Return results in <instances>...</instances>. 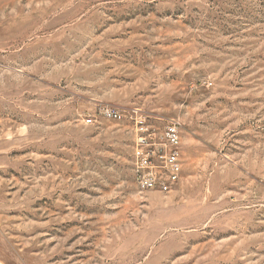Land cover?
<instances>
[{
    "label": "rangeland",
    "instance_id": "rangeland-1",
    "mask_svg": "<svg viewBox=\"0 0 264 264\" xmlns=\"http://www.w3.org/2000/svg\"><path fill=\"white\" fill-rule=\"evenodd\" d=\"M0 264H264V0H0Z\"/></svg>",
    "mask_w": 264,
    "mask_h": 264
},
{
    "label": "built area",
    "instance_id": "built-area-1",
    "mask_svg": "<svg viewBox=\"0 0 264 264\" xmlns=\"http://www.w3.org/2000/svg\"><path fill=\"white\" fill-rule=\"evenodd\" d=\"M106 112L115 119L123 116L115 108L107 109ZM136 128L138 138L133 160L139 188L164 193L171 191L178 184L183 171L179 122L175 119L168 120L159 139L155 136L153 127L139 115L136 117Z\"/></svg>",
    "mask_w": 264,
    "mask_h": 264
}]
</instances>
